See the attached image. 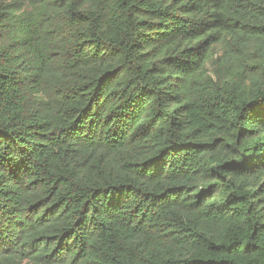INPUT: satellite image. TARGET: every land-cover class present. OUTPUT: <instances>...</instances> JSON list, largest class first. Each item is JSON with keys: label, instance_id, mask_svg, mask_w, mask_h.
Instances as JSON below:
<instances>
[{"label": "trees", "instance_id": "16d2710c", "mask_svg": "<svg viewBox=\"0 0 264 264\" xmlns=\"http://www.w3.org/2000/svg\"><path fill=\"white\" fill-rule=\"evenodd\" d=\"M0 264H264V0H0Z\"/></svg>", "mask_w": 264, "mask_h": 264}, {"label": "rangeland", "instance_id": "374dc122", "mask_svg": "<svg viewBox=\"0 0 264 264\" xmlns=\"http://www.w3.org/2000/svg\"><path fill=\"white\" fill-rule=\"evenodd\" d=\"M250 52H251V53H250V56H252L253 58L256 57V55L260 54L259 51L254 52L253 49L250 50ZM212 61H213V60L209 61V62L205 65V70H206L207 72H210V71H211V68H212Z\"/></svg>", "mask_w": 264, "mask_h": 264}]
</instances>
